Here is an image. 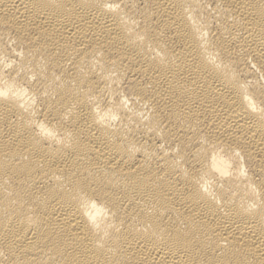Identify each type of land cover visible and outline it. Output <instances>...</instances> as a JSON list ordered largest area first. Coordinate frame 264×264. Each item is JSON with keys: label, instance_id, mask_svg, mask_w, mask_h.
<instances>
[{"label": "bare ground", "instance_id": "bare-ground-1", "mask_svg": "<svg viewBox=\"0 0 264 264\" xmlns=\"http://www.w3.org/2000/svg\"><path fill=\"white\" fill-rule=\"evenodd\" d=\"M0 264H264V0H0Z\"/></svg>", "mask_w": 264, "mask_h": 264}]
</instances>
